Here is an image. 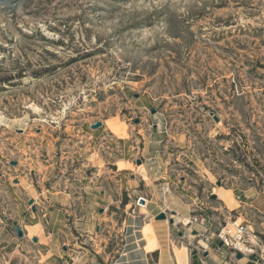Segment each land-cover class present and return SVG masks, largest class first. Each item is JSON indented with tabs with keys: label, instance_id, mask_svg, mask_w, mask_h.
Here are the masks:
<instances>
[{
	"label": "rangeland",
	"instance_id": "1",
	"mask_svg": "<svg viewBox=\"0 0 264 264\" xmlns=\"http://www.w3.org/2000/svg\"><path fill=\"white\" fill-rule=\"evenodd\" d=\"M263 184L264 0H0V252L27 216L119 264L128 216L216 234Z\"/></svg>",
	"mask_w": 264,
	"mask_h": 264
},
{
	"label": "crops",
	"instance_id": "2",
	"mask_svg": "<svg viewBox=\"0 0 264 264\" xmlns=\"http://www.w3.org/2000/svg\"><path fill=\"white\" fill-rule=\"evenodd\" d=\"M225 190L229 189H223L216 208H228V213L237 212L238 216L234 215L231 222L226 220L229 219L226 216L223 221L225 223H220V227L224 226L232 234L233 224L242 216L244 221L239 223L254 231L252 238L254 245L251 253L243 254L224 246L215 233L207 232L210 224L204 222V218L201 221H199L201 218L199 216L191 218L188 211L184 212V210L178 209L173 210L175 214L169 213L173 224L167 222L166 219L157 220L145 211H138L137 216L131 215L126 218V234L128 233V235L123 247L120 248L122 253L119 259L123 261L119 264H181L176 259L175 246L179 249L182 246L185 247L182 250L185 253L187 264H264V212L262 208L254 206L253 203L246 200H235L236 203L227 201ZM252 208L257 211L255 213L257 218L254 220H250L246 216ZM158 212V210L155 211V213ZM25 218L22 224L17 222L24 232L22 237H18L12 230L11 234L3 239L6 245H3L2 248H6L10 243H12V247L8 251L0 252V264H64L65 256L77 260L82 256L79 255L80 253L89 252V249L84 251L81 248L79 250L78 242L74 243L73 239H68L69 233L66 234V230L63 231L64 227L67 229L65 221L59 220L58 223H53V227L49 225L46 228L47 220H36L35 218L31 220L27 216ZM183 219L186 221L184 222ZM179 223H183L185 232L177 231L176 225ZM146 224L151 227L149 226L150 231H146L144 235L142 230ZM174 233L182 236H180V240L174 239ZM34 237L36 242L32 241ZM69 240L71 247L64 250V243H68ZM146 242L151 250L144 249ZM188 251H190L189 255ZM194 251L196 253H193ZM237 253L240 254V257H237ZM128 254L138 258L133 259V262L129 261L126 259ZM154 256L155 259L151 261Z\"/></svg>",
	"mask_w": 264,
	"mask_h": 264
},
{
	"label": "built area",
	"instance_id": "3",
	"mask_svg": "<svg viewBox=\"0 0 264 264\" xmlns=\"http://www.w3.org/2000/svg\"><path fill=\"white\" fill-rule=\"evenodd\" d=\"M253 231L243 225L238 223L234 225V230L232 234L222 227L216 236L220 239L222 244L226 247L231 248L233 251H238L240 253H251L253 251Z\"/></svg>",
	"mask_w": 264,
	"mask_h": 264
},
{
	"label": "water",
	"instance_id": "4",
	"mask_svg": "<svg viewBox=\"0 0 264 264\" xmlns=\"http://www.w3.org/2000/svg\"><path fill=\"white\" fill-rule=\"evenodd\" d=\"M150 111H151V112H154V110H153L152 107L150 108ZM99 126H101V122H99V121L96 122V123L91 124V127H92V128H97V127H99ZM138 162H139V161H138ZM263 187H264V184H263ZM154 218L157 219V220H159V219H167V216H166V214H165L163 211H160L159 213H157V214L155 215ZM169 221L172 223V222H173V219L170 218ZM13 230L15 231V233H16V235H17L18 237H22L23 234H24L22 228H21L18 224H15V225L13 226ZM142 232H143V234H145L146 231H145L144 228H143ZM32 241L36 242V238L34 237V238L32 239ZM193 253H196V251H194ZM237 257H240V254H239V253H237Z\"/></svg>",
	"mask_w": 264,
	"mask_h": 264
},
{
	"label": "bare ground",
	"instance_id": "5",
	"mask_svg": "<svg viewBox=\"0 0 264 264\" xmlns=\"http://www.w3.org/2000/svg\"><path fill=\"white\" fill-rule=\"evenodd\" d=\"M225 192L227 193V194H226L227 196L225 197L226 200H227V201H234L232 195L228 192V190H225ZM140 200L143 201L142 199H140ZM142 206H143V205H142ZM238 223H239V222H235V224H238ZM235 224H233V230H234V225H235ZM233 230H232V231H233ZM145 231H146V229H145Z\"/></svg>",
	"mask_w": 264,
	"mask_h": 264
}]
</instances>
